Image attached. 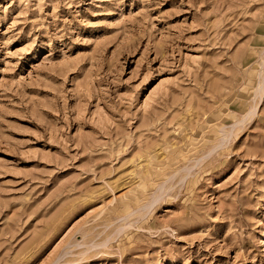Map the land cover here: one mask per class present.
Returning a JSON list of instances; mask_svg holds the SVG:
<instances>
[{"label": "rangeland", "instance_id": "374dc122", "mask_svg": "<svg viewBox=\"0 0 264 264\" xmlns=\"http://www.w3.org/2000/svg\"><path fill=\"white\" fill-rule=\"evenodd\" d=\"M0 264H264V0H0Z\"/></svg>", "mask_w": 264, "mask_h": 264}]
</instances>
